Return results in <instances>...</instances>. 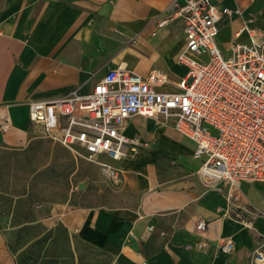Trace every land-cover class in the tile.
Here are the masks:
<instances>
[{"label": "crops", "instance_id": "1", "mask_svg": "<svg viewBox=\"0 0 264 264\" xmlns=\"http://www.w3.org/2000/svg\"><path fill=\"white\" fill-rule=\"evenodd\" d=\"M171 1L0 0V153L42 144L51 158L64 156L74 185L65 199L36 204L34 221L44 232L63 227L95 250L97 264H264V184L241 182L234 191L203 184L194 143L173 120L125 121L122 132L134 142L113 163L118 180L29 122L28 102L89 94L117 66L141 76L163 71L169 83L160 90H176L186 73L175 62L183 26L155 24L171 14ZM211 1L240 11L219 26L222 49L244 22L264 32V0ZM199 220L207 223L202 233L194 229ZM10 232L0 228V264H15ZM225 240L234 245L227 255L219 250Z\"/></svg>", "mask_w": 264, "mask_h": 264}, {"label": "built area", "instance_id": "2", "mask_svg": "<svg viewBox=\"0 0 264 264\" xmlns=\"http://www.w3.org/2000/svg\"><path fill=\"white\" fill-rule=\"evenodd\" d=\"M169 9L171 14L155 24L162 28L178 20L183 26L184 45L175 62L186 73L176 90H160L169 83L163 71L141 76L117 66L89 94L73 91L28 102L29 122L74 159L95 164L118 180L120 169L113 163L134 142L122 132L125 121L136 115L173 120L175 130L194 143L193 157L200 160L196 176L203 184H224L230 191L241 182L264 184V32L244 22L222 49L219 26L239 15L238 9L211 0H172ZM242 34L244 41L239 40ZM206 228L199 220L194 229L202 233ZM233 247L232 240H225L219 250L227 255Z\"/></svg>", "mask_w": 264, "mask_h": 264}, {"label": "rangeland", "instance_id": "3", "mask_svg": "<svg viewBox=\"0 0 264 264\" xmlns=\"http://www.w3.org/2000/svg\"><path fill=\"white\" fill-rule=\"evenodd\" d=\"M67 167L61 153L51 158L42 144L0 153V228L11 227L15 264H97L95 250L63 227L44 232L34 221L36 204L47 206L67 197L74 185L67 180Z\"/></svg>", "mask_w": 264, "mask_h": 264}, {"label": "water", "instance_id": "4", "mask_svg": "<svg viewBox=\"0 0 264 264\" xmlns=\"http://www.w3.org/2000/svg\"><path fill=\"white\" fill-rule=\"evenodd\" d=\"M79 188H82V186H79Z\"/></svg>", "mask_w": 264, "mask_h": 264}]
</instances>
